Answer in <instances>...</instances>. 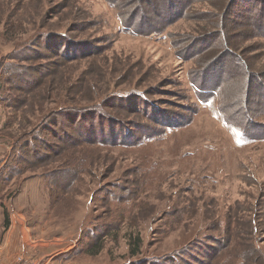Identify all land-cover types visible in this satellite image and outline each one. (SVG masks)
Returning a JSON list of instances; mask_svg holds the SVG:
<instances>
[{
	"label": "rangeland",
	"instance_id": "1",
	"mask_svg": "<svg viewBox=\"0 0 264 264\" xmlns=\"http://www.w3.org/2000/svg\"><path fill=\"white\" fill-rule=\"evenodd\" d=\"M186 1L0 0V200L79 264H264V0Z\"/></svg>",
	"mask_w": 264,
	"mask_h": 264
},
{
	"label": "crops",
	"instance_id": "2",
	"mask_svg": "<svg viewBox=\"0 0 264 264\" xmlns=\"http://www.w3.org/2000/svg\"><path fill=\"white\" fill-rule=\"evenodd\" d=\"M2 146L7 148V143L0 142V147ZM7 157L8 154L5 158ZM1 202L0 200V264H14V256L19 252L35 256L36 264H79L72 258L74 250L64 244L66 239L63 236L37 234L35 227L28 223L23 214L11 211L8 225L5 226L3 207L6 208V205Z\"/></svg>",
	"mask_w": 264,
	"mask_h": 264
},
{
	"label": "trees",
	"instance_id": "3",
	"mask_svg": "<svg viewBox=\"0 0 264 264\" xmlns=\"http://www.w3.org/2000/svg\"><path fill=\"white\" fill-rule=\"evenodd\" d=\"M186 2L187 3H189L190 1H186V0H164V9L165 10H170L171 12H173V10H171V8H173V7H175L174 5H176L177 7L180 5V9H177V11H176V8L174 9V12L175 13H177V15L176 16H174L170 21H168V23H171V22H173L175 19H178V18H180V17H182L183 15H184V12H185V10H186ZM228 3L226 4V6H225V8H228ZM231 7V6H230ZM160 9H162V6H160ZM229 9V8H228ZM264 11V10H263ZM262 17H264V12L262 13ZM122 25L123 26H125V27H130V28H132L130 25V23H126V21L124 20V19H122ZM218 25H220V23H218ZM259 28H261L260 26H259ZM262 29V28H261ZM219 32H220V30H219ZM221 36H224V33L223 34H221ZM217 38H219V36H217ZM223 42H225V40H223ZM222 43V42H221ZM228 50V49H227ZM197 53H201V52H193V55L192 56H190V57H193V56H195ZM198 55V54H197ZM188 57V56H187ZM245 87V86H244ZM244 94V93H243ZM4 219H5V222H4V225L5 226H7L8 225V214H7V211H6V209H4ZM131 242H132V248H130V252H131V255L133 256H135V255H138V251H139V246H140V239H139V237H138V235H137V237H135V238H131V237H129L128 238V245L130 246L131 245ZM99 244H101L100 242H99V237H94V240H93V242H92V244L89 246V247H87V248H84V250H83V248H81V249H79L77 252H76V255L75 256H79L80 254H83V253H86L87 255L89 254V255H97V254H99L100 253V251H101V249H102V247L99 245ZM80 248V247H79ZM84 251V252H83ZM248 251H250V248H249V250ZM216 253V252H215ZM251 253H252V251H251ZM213 255H215V254H209L208 256H207V258H211V257H213ZM190 256H192V255H190ZM250 257L248 256V254H246L245 253V259H249ZM192 259H196L195 257H192ZM213 259V258H212ZM242 260H243V257L241 258ZM186 264H190V263H186Z\"/></svg>",
	"mask_w": 264,
	"mask_h": 264
},
{
	"label": "built area",
	"instance_id": "4",
	"mask_svg": "<svg viewBox=\"0 0 264 264\" xmlns=\"http://www.w3.org/2000/svg\"><path fill=\"white\" fill-rule=\"evenodd\" d=\"M36 260L35 256L25 252H19L15 256V264H36Z\"/></svg>",
	"mask_w": 264,
	"mask_h": 264
}]
</instances>
